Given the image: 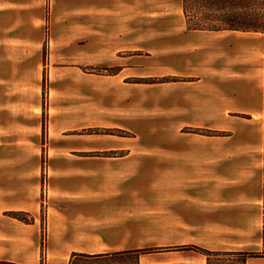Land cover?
<instances>
[{
    "label": "rangeland",
    "instance_id": "1",
    "mask_svg": "<svg viewBox=\"0 0 264 264\" xmlns=\"http://www.w3.org/2000/svg\"><path fill=\"white\" fill-rule=\"evenodd\" d=\"M0 7V264H68L128 233L178 241L182 223L153 216L177 197L218 203L220 252L260 251L262 34L189 30L181 0Z\"/></svg>",
    "mask_w": 264,
    "mask_h": 264
},
{
    "label": "crops",
    "instance_id": "2",
    "mask_svg": "<svg viewBox=\"0 0 264 264\" xmlns=\"http://www.w3.org/2000/svg\"><path fill=\"white\" fill-rule=\"evenodd\" d=\"M214 40L212 39L213 43H220L219 40H216V42ZM210 202L212 201L206 198L177 197L159 200L158 203L154 204L153 216H158L160 219L172 224L182 223L180 226L183 227L181 231L184 238L178 241L168 240L165 236L161 235L148 237L136 233H128L117 237L111 242H106L108 247H105V249L73 248L70 251V255L72 253L96 255L151 249L153 252L138 255L137 264H207L206 257L202 254L191 250H170L168 247L194 245L213 252L230 250L226 247L225 241L218 239L217 235L207 230V220L205 218H208L210 215L213 217L217 216L218 212L222 210L210 208L209 206L214 207L215 204H218ZM109 205H120L119 212L124 213V215H144L142 209L134 210L124 200H112ZM131 205L138 204L131 203ZM111 212H114V210ZM172 224L169 226H172ZM245 264L257 263L246 260Z\"/></svg>",
    "mask_w": 264,
    "mask_h": 264
},
{
    "label": "trees",
    "instance_id": "3",
    "mask_svg": "<svg viewBox=\"0 0 264 264\" xmlns=\"http://www.w3.org/2000/svg\"><path fill=\"white\" fill-rule=\"evenodd\" d=\"M187 29L208 32L238 31L257 32L263 35L264 43V0H181ZM264 48V47H263ZM262 185H261V249L256 253L243 252H213L194 245L179 246L172 250H191L206 257L207 264H211L213 257L235 255L241 257V264H245L247 257L264 258V59H263V97H262ZM21 213L15 218L22 221ZM25 223H27L25 221ZM153 252L151 249L86 255L72 253L68 264H75L77 258H83L92 263L124 262L133 258L135 264L138 255ZM94 261V262H93Z\"/></svg>",
    "mask_w": 264,
    "mask_h": 264
}]
</instances>
